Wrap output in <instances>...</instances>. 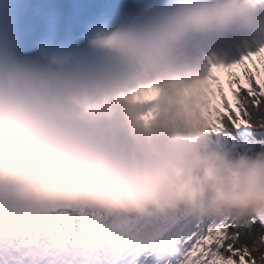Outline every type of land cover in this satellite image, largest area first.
I'll return each mask as SVG.
<instances>
[{
	"label": "clouds",
	"instance_id": "9594fccd",
	"mask_svg": "<svg viewBox=\"0 0 264 264\" xmlns=\"http://www.w3.org/2000/svg\"><path fill=\"white\" fill-rule=\"evenodd\" d=\"M229 37L264 45V3L162 0L85 35L91 56L39 60L0 49V200L164 221L264 216V147L232 154L163 121L145 129L123 99L143 85L203 76ZM222 61V60H220ZM223 75V69H211Z\"/></svg>",
	"mask_w": 264,
	"mask_h": 264
},
{
	"label": "snow or ice",
	"instance_id": "6c2138e0",
	"mask_svg": "<svg viewBox=\"0 0 264 264\" xmlns=\"http://www.w3.org/2000/svg\"><path fill=\"white\" fill-rule=\"evenodd\" d=\"M209 65L206 75L128 93L123 99L133 121L145 129L163 121L207 135L264 130V45L229 62L209 58ZM211 69H223V75ZM0 264H264V216L244 223L184 214L150 221L0 200Z\"/></svg>",
	"mask_w": 264,
	"mask_h": 264
},
{
	"label": "trees",
	"instance_id": "16d2710c",
	"mask_svg": "<svg viewBox=\"0 0 264 264\" xmlns=\"http://www.w3.org/2000/svg\"><path fill=\"white\" fill-rule=\"evenodd\" d=\"M209 136H211L222 149L238 144L243 139H246L248 141L254 140L258 142V144H255L249 150H241L238 153L244 151H249L251 153L258 151L261 147H264V130H260V129H243L239 132L229 129V130H225L220 134L209 135ZM225 254L227 255L228 253ZM234 259H238V258L234 257Z\"/></svg>",
	"mask_w": 264,
	"mask_h": 264
},
{
	"label": "bare ground",
	"instance_id": "6f19581e",
	"mask_svg": "<svg viewBox=\"0 0 264 264\" xmlns=\"http://www.w3.org/2000/svg\"><path fill=\"white\" fill-rule=\"evenodd\" d=\"M212 45H209V47H211ZM214 46V54L217 56L218 59L222 60L223 61V53H222V49H221V46H219V48H217L215 45ZM85 57H90V55H86L84 54Z\"/></svg>",
	"mask_w": 264,
	"mask_h": 264
}]
</instances>
